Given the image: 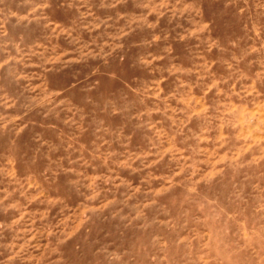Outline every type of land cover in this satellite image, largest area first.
<instances>
[{"label":"rangeland","instance_id":"374dc122","mask_svg":"<svg viewBox=\"0 0 264 264\" xmlns=\"http://www.w3.org/2000/svg\"><path fill=\"white\" fill-rule=\"evenodd\" d=\"M0 264H264V0H0Z\"/></svg>","mask_w":264,"mask_h":264}]
</instances>
